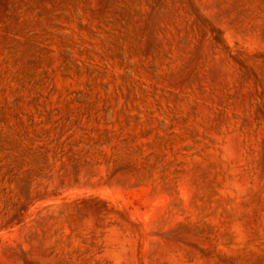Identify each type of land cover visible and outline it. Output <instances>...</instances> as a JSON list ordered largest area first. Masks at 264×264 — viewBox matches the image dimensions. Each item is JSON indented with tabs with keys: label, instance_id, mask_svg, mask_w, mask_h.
Listing matches in <instances>:
<instances>
[{
	"label": "rangeland",
	"instance_id": "374dc122",
	"mask_svg": "<svg viewBox=\"0 0 264 264\" xmlns=\"http://www.w3.org/2000/svg\"><path fill=\"white\" fill-rule=\"evenodd\" d=\"M0 264H264V0H0Z\"/></svg>",
	"mask_w": 264,
	"mask_h": 264
}]
</instances>
